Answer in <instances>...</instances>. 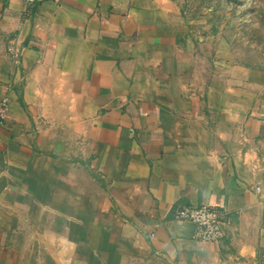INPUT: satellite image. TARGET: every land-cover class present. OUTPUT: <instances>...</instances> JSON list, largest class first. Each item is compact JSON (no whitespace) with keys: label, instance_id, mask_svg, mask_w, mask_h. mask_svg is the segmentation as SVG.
Listing matches in <instances>:
<instances>
[{"label":"crops","instance_id":"obj_1","mask_svg":"<svg viewBox=\"0 0 264 264\" xmlns=\"http://www.w3.org/2000/svg\"><path fill=\"white\" fill-rule=\"evenodd\" d=\"M184 2L0 0V264H264V56Z\"/></svg>","mask_w":264,"mask_h":264},{"label":"rangeland","instance_id":"obj_2","mask_svg":"<svg viewBox=\"0 0 264 264\" xmlns=\"http://www.w3.org/2000/svg\"><path fill=\"white\" fill-rule=\"evenodd\" d=\"M184 8L202 26L201 35L227 30L238 38L239 55L255 61L264 56V0H186Z\"/></svg>","mask_w":264,"mask_h":264},{"label":"built area","instance_id":"obj_3","mask_svg":"<svg viewBox=\"0 0 264 264\" xmlns=\"http://www.w3.org/2000/svg\"><path fill=\"white\" fill-rule=\"evenodd\" d=\"M25 2L27 6L25 11L29 13L37 0H25ZM16 39V37L12 38L7 48L14 60L18 62L20 50ZM9 106V98L0 99V125H3L5 122ZM174 218L178 221L190 222L194 225L193 238L196 241L220 243L226 237V231L223 227L224 214L221 209L215 206L178 204L174 209Z\"/></svg>","mask_w":264,"mask_h":264}]
</instances>
